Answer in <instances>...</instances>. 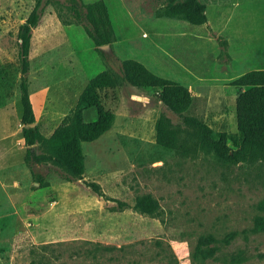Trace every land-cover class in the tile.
<instances>
[{
    "label": "rangeland",
    "instance_id": "obj_1",
    "mask_svg": "<svg viewBox=\"0 0 264 264\" xmlns=\"http://www.w3.org/2000/svg\"><path fill=\"white\" fill-rule=\"evenodd\" d=\"M103 1L116 45L99 55L82 24L67 25L68 13L58 14L65 0L52 2L33 31L26 75L35 123L47 138L92 78L109 70L119 82L101 92L113 127L83 145L86 170L76 180L51 159L26 161L22 74L3 75L20 68L19 28L36 1L0 0V144L9 148L0 152V264H264V231L256 226L264 218V160L220 162L163 105L159 90L129 85L121 64L137 60L185 85L194 98L185 116L238 137L232 83L264 70V0H197L206 8L201 26L159 17L190 0ZM162 115L179 134L176 149L157 144ZM88 185L100 186L103 197ZM148 195L159 204L154 215L136 208Z\"/></svg>",
    "mask_w": 264,
    "mask_h": 264
},
{
    "label": "trees",
    "instance_id": "obj_2",
    "mask_svg": "<svg viewBox=\"0 0 264 264\" xmlns=\"http://www.w3.org/2000/svg\"><path fill=\"white\" fill-rule=\"evenodd\" d=\"M35 7L25 24L19 28L20 68H14L3 76L21 73L20 91L23 115L21 123L23 139L29 148L26 161L40 163L44 158L51 159L62 167L69 178L81 180L86 170V159L83 145L93 143L108 133L114 124V113L107 110L101 98V92L114 90L119 82L114 74L105 70L92 78L79 97L74 113L67 116L62 125L49 137H45L39 127H28L36 122L33 106L30 101L26 75L30 69V49L32 32L38 28L41 18L51 3L59 5L58 0H35ZM67 6L58 10L69 20L67 25H83L86 35L93 42L96 52L103 55L102 48L111 46L117 41L116 32L109 9L103 0L86 4L83 0H65ZM206 8L197 0L184 4L169 5L159 17L186 21L195 26L206 24ZM73 18V19H70ZM122 71L125 81L138 90H159L160 101L171 112L182 116L186 126L193 129L199 139L201 148L211 152L222 163L239 164L264 160V70H254L236 79L232 86L238 90L236 98V118L238 137L232 138L228 133L214 131L204 122L185 116L193 105V95L188 87L176 81L153 73L146 65L137 60H124ZM88 112H93L95 120L86 121ZM157 144L165 149L180 147L178 132L170 119L162 115L157 123ZM38 146V149H34ZM38 150L41 153H38ZM100 197H103L100 186L88 185ZM136 208L146 214L154 215L159 209L157 201L151 196L137 199ZM259 230L264 231V218L256 221ZM231 234L230 237H233Z\"/></svg>",
    "mask_w": 264,
    "mask_h": 264
},
{
    "label": "crops",
    "instance_id": "obj_3",
    "mask_svg": "<svg viewBox=\"0 0 264 264\" xmlns=\"http://www.w3.org/2000/svg\"><path fill=\"white\" fill-rule=\"evenodd\" d=\"M36 29H37V28H36ZM34 30H35V29H34ZM34 30H33V31H34ZM115 43H117V41H116ZM115 43H114V45H116ZM107 47H109V46H105V47H103L102 50L105 49V48H107ZM32 48H33V32H32V40H31L30 54H31ZM149 69H150V68H149ZM150 70H151V69H150ZM102 72H103V71H102ZM100 73H101V72H100ZM67 81H68V80L64 81L62 84H64V83L67 84V83H69L70 80H69L68 82H67ZM45 90L48 91V89H45ZM47 91H46V92H45L44 90L41 91L42 93H45V94H44L45 96H43V97H45V107H44V108H46L47 105H48V92H47ZM30 99H31V103H32V105H34V102H33V101H34V100H33V95L30 96ZM8 107H9V106L5 107V109H4V110H1V111H3L5 114H7V113H8ZM19 114H20V113H19ZM20 115H21V114H20ZM18 117L20 118V116H18ZM34 124H35V127L38 126L36 123H34ZM38 127H39V126H38ZM9 135H11V132L8 134V136L6 135V137H9ZM0 142H1V141H0ZM9 147H10V149L13 148L12 146H9ZM5 149L8 150L9 148L5 147L3 144H0V152H3ZM0 154H1V153H0ZM18 164H19V165L23 164V159L21 160V162H18Z\"/></svg>",
    "mask_w": 264,
    "mask_h": 264
},
{
    "label": "water",
    "instance_id": "obj_4",
    "mask_svg": "<svg viewBox=\"0 0 264 264\" xmlns=\"http://www.w3.org/2000/svg\"><path fill=\"white\" fill-rule=\"evenodd\" d=\"M28 127H32L33 128V127H35V124L29 125Z\"/></svg>",
    "mask_w": 264,
    "mask_h": 264
}]
</instances>
